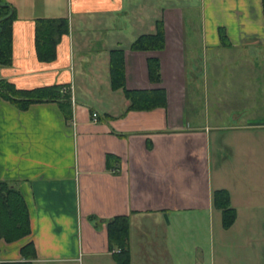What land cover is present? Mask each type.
<instances>
[{
	"label": "crops",
	"instance_id": "0c3cea01",
	"mask_svg": "<svg viewBox=\"0 0 264 264\" xmlns=\"http://www.w3.org/2000/svg\"><path fill=\"white\" fill-rule=\"evenodd\" d=\"M180 1L194 4L2 0L15 19L12 60L0 65V79L26 90L59 85L70 98L71 114L66 118L56 102L20 109L0 97V181L19 191L30 226V234L17 241L0 237V264H116L118 248L110 246L107 224L119 215L129 221L130 264H187V258L195 264H258L264 223L249 215L264 212L258 207L264 205V174L216 176L210 145L217 130L252 127L196 121V112L188 114L187 89L201 80L193 73L200 54L264 46L261 2L197 0L205 28L201 50L189 56ZM38 18L67 19L68 32L52 60L38 57ZM157 21L163 25L162 48L133 49L138 36L156 33ZM220 27L229 46L221 43ZM115 49L123 52L124 87L113 89ZM150 58L158 59V80L149 77ZM202 63L209 72L204 78L214 79L219 63ZM159 89L164 97L154 106L152 95L130 99L125 93ZM221 188L236 211L226 229L212 205V192ZM29 242L34 256L24 257L21 248Z\"/></svg>",
	"mask_w": 264,
	"mask_h": 264
},
{
	"label": "rangeland",
	"instance_id": "374dc122",
	"mask_svg": "<svg viewBox=\"0 0 264 264\" xmlns=\"http://www.w3.org/2000/svg\"><path fill=\"white\" fill-rule=\"evenodd\" d=\"M196 1L187 7L180 1L189 56H192L190 52L194 49L201 50L200 31L205 28L204 9L200 12L201 7L198 4L195 6ZM251 49L248 52L236 46L220 48L213 56L200 54L193 73L201 80L187 89L188 114L194 115L196 112V121L206 120L210 125L252 127L248 128L250 131L222 128L212 135L210 145L212 158H215L212 163L218 167L216 176H227V180L237 174H264V46ZM206 59L208 63L224 65L218 64V69L213 70L214 79L204 78L205 74H209L202 63ZM231 66H234L233 70ZM256 198L260 202L261 197L256 195ZM256 207L252 206L250 210ZM258 207L264 208V205ZM249 216L253 221L264 223L262 211L257 210ZM259 248H264V245H259ZM257 257L258 264H264V250ZM189 259L186 260L187 264H195Z\"/></svg>",
	"mask_w": 264,
	"mask_h": 264
},
{
	"label": "trees",
	"instance_id": "16d2710c",
	"mask_svg": "<svg viewBox=\"0 0 264 264\" xmlns=\"http://www.w3.org/2000/svg\"><path fill=\"white\" fill-rule=\"evenodd\" d=\"M264 20V0H260ZM15 12L11 5L0 0V65H9L12 60V23ZM156 33L143 34L132 43L133 49L153 50L163 45L162 21L156 22ZM223 46H229L223 28H218ZM68 32L66 18H38L35 20V41L38 57L42 60H52L55 57V47L59 38ZM123 52L115 49L110 52V82L113 89L124 87ZM148 72L152 80L159 78V62L157 58L148 59ZM130 99L143 95H152L154 99L149 105L158 104V97L163 98L162 90L152 92L142 90H126ZM0 97L12 102L20 109H26L35 102H56L66 118L70 117V98L62 94L59 85L38 87L33 89H17L5 79H0ZM136 104L132 100V105ZM212 205L221 214L223 228H229L236 218V211L231 206L230 195L226 189H216L212 192ZM30 234L28 212L23 197L19 191L5 182L0 181V237L10 243ZM107 234L110 246L118 248L114 251L116 264H130L129 251V221L125 215L113 217L107 224ZM24 257L34 256L31 242L21 248ZM1 264H31L29 261H11Z\"/></svg>",
	"mask_w": 264,
	"mask_h": 264
},
{
	"label": "built area",
	"instance_id": "2783aa9c",
	"mask_svg": "<svg viewBox=\"0 0 264 264\" xmlns=\"http://www.w3.org/2000/svg\"><path fill=\"white\" fill-rule=\"evenodd\" d=\"M93 119L95 120L96 119V116H97V114L96 113H93Z\"/></svg>",
	"mask_w": 264,
	"mask_h": 264
}]
</instances>
